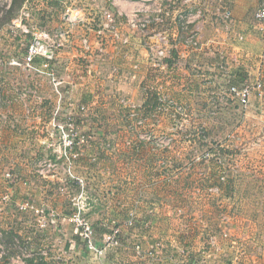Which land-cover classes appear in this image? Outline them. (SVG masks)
Wrapping results in <instances>:
<instances>
[{
    "label": "crops",
    "instance_id": "obj_1",
    "mask_svg": "<svg viewBox=\"0 0 264 264\" xmlns=\"http://www.w3.org/2000/svg\"><path fill=\"white\" fill-rule=\"evenodd\" d=\"M56 1L60 6L62 0H26L12 20L30 11L31 18L26 22L32 28L72 31L65 48L53 50L51 59L36 58L28 72L9 63L22 59L32 35L20 29L16 35L11 34L12 22L0 25V229H6L3 242L10 256L29 253L32 257L26 264H264V236L256 232L258 215L229 216V221H234L233 231L228 229L236 240L234 246L218 220L207 215L183 223L182 204L168 194L157 196L153 182L157 172L147 169L149 156L137 147L124 153L130 159V154L140 156L139 161H133L137 167L129 166L118 181L92 183L88 217L96 250L88 248L78 229L63 228L59 223L46 230L37 229L36 222L30 217L25 220L17 208L25 200L37 206L51 200L46 189L51 181L42 186L36 177L42 159L61 164L70 175L84 177L94 170L108 175L110 151L106 141L111 140L103 127L112 120L104 117L106 111L137 106L139 99L145 110L157 107L145 88L154 74L158 84V77L166 69L172 74L182 72L188 80L195 74H203L209 81L220 77L224 82L228 77L234 82L244 77L243 84L249 81L255 92L264 95V24L255 19L260 0H192L190 4L176 0L172 16L197 11L202 16L188 32L181 29V22L174 24L171 19L153 25L152 30L168 33V43L132 31L124 23L117 38L109 33L102 37L97 34V24L91 25L103 7L126 15L138 7V0H116L118 6L109 0H68L81 9L84 20L79 23L67 20L66 11H58ZM190 33L195 34L194 43ZM161 48L167 52L165 68L156 53ZM181 62L183 67L179 66ZM46 63L53 70L45 68ZM68 118L80 131L93 132L88 135L99 139L82 148L75 161L58 154L61 145L57 125ZM137 173H144L146 178L141 181ZM6 195L9 202L2 201ZM68 199L60 198L52 207L62 206L61 202ZM115 227L121 229L120 245L106 247L105 254L99 256L97 250L105 248L104 237Z\"/></svg>",
    "mask_w": 264,
    "mask_h": 264
},
{
    "label": "rangeland",
    "instance_id": "obj_2",
    "mask_svg": "<svg viewBox=\"0 0 264 264\" xmlns=\"http://www.w3.org/2000/svg\"><path fill=\"white\" fill-rule=\"evenodd\" d=\"M8 1L0 0V25L11 23L13 20L12 18L7 22L6 14L1 11H6ZM56 3L58 11L63 13L67 8L74 7L68 0H62L60 6L59 1ZM179 66L183 67L184 64L181 62ZM165 71V74L158 77L160 84L154 81L157 80L154 74L151 76L152 83L145 87L150 91L148 98L157 107L145 110L142 108V100L139 99L137 106H118L114 110L106 111L104 117L112 120L109 126L103 127L107 130L106 137L111 140L106 141L110 151L107 158L108 175L103 176L94 170L84 177L74 174L72 176L64 172L61 164L46 158L45 160H50L55 168L50 172L41 168L36 177L40 178L42 186L49 184L45 181H51L46 189L50 190L52 198L46 205H35L61 216L51 223L56 225L75 209L78 186L74 181L82 180L84 190L91 197L92 183L98 185L108 181L109 184L112 179L114 182L118 181L126 175L123 172L129 166L137 167L136 162L140 160V156L134 158L137 156L135 153L130 154V157H133L131 159L127 155L124 157L127 150L137 147L149 156L147 169L157 172V179L153 180L156 185L154 188H158L157 196L168 194L170 199L173 198L182 204L180 209L183 213V223L190 222L197 216L207 215L215 222L218 220L220 228L225 230L223 234L227 232L226 237L234 246L236 240L228 233L229 230L233 231L234 221H229V216L234 217L237 213H242L248 218L258 215L260 224L256 232L263 237L264 95L255 92L254 85L249 81L243 84L228 77L224 82L220 77H216L210 82L203 74H195L188 80L182 72L172 74L171 70ZM243 85L252 90L246 106L230 92L232 86L241 89ZM155 91H158V94L155 95ZM125 121H128V124ZM79 133L89 136L88 134L93 132H82L79 129ZM89 137V143L83 148L98 143L99 139ZM58 154L61 155L60 152ZM141 159L144 162V158ZM43 163L42 159L38 167ZM136 175L141 181L146 178L144 173ZM152 192L155 191L152 189ZM63 197L69 199L62 201V206L52 207L53 203ZM49 204L50 207L47 206ZM23 216L25 220L30 217L31 220L37 221L32 213ZM59 224L63 228L69 226L76 229L75 225L69 222Z\"/></svg>",
    "mask_w": 264,
    "mask_h": 264
},
{
    "label": "built area",
    "instance_id": "obj_3",
    "mask_svg": "<svg viewBox=\"0 0 264 264\" xmlns=\"http://www.w3.org/2000/svg\"><path fill=\"white\" fill-rule=\"evenodd\" d=\"M13 0H9L5 6L8 10L11 7ZM92 2L96 0H91ZM112 5L118 6L116 0H109ZM127 1V0H126ZM192 0H185V3L190 4ZM138 7L134 9L130 14H124L122 11H117V14L112 11L109 7H103L101 9L100 15L91 20V25L97 24V34L106 37L107 33L111 34L114 38L119 37L120 31L119 27L121 24H125L129 29L143 35L148 34L149 38L158 40L160 43H168V33L152 30L153 25L158 26L165 24L168 19L173 20L178 24L181 22V29L188 32L190 25L195 23L197 19L201 18V11L194 13H188L187 15L172 16V10L175 8L176 0H138ZM81 9L75 7H69L66 9L65 17L71 23H79L84 20L81 17ZM230 15L227 14V18ZM31 18L30 11L23 12L18 18L12 21L10 27V33L16 35V33L21 30L23 34L32 35L31 43L29 44L25 54L21 60H11L10 65L18 67L23 72H28L32 68L36 58L47 57L52 58V51L55 49L65 48L71 41L72 31L70 29L64 31L50 32L45 28H32L27 24ZM120 21V19H122ZM255 19L264 24V0H260V6L255 13ZM195 34L190 33V41L194 43ZM85 45L88 44L87 39H84ZM158 59L161 60V66L165 68L166 63L164 62L167 57V52L164 48L158 49L156 51ZM45 68L53 70L51 66L46 63ZM53 73V71H52ZM243 88L237 89L232 86L230 92L238 97L240 102L246 106L249 103L251 96V89L247 85H243ZM261 86L259 85L258 88ZM1 107V100H0ZM84 111V109H83ZM58 141L61 145L60 154L68 160L75 161L78 160L81 155V150L83 147L89 143V136L79 133V129L72 118H68L64 122L57 125ZM51 147H54L52 145ZM41 168L47 169L50 172L55 168V165L50 160H44V163L37 168L36 172H41ZM6 177L11 178V175L7 173ZM76 185L80 186V191L75 199V209L71 215L64 216L62 221L59 223H72L75 225L76 229L81 232L84 241L91 250H96L93 244V229L91 222L89 220V210L91 208L92 199L89 197L88 193L84 190V182L74 181ZM86 187V186H85ZM3 202H9L10 197L8 195L2 198ZM21 214L32 213L36 217L37 229L46 230L50 227L51 223L58 220L59 215H55L50 211L43 208L37 207L31 200L22 202L17 206ZM1 212V209H0ZM133 225V222H129ZM6 230V229H4ZM4 230L0 229V261L8 262L10 264H26V259L32 257L29 253H22L16 256H10L5 243L3 242ZM121 240V229L115 227L111 229V233L104 237L105 248L97 250L99 256L105 254L106 247H116L120 245ZM139 249V247H137ZM197 264V263H192Z\"/></svg>",
    "mask_w": 264,
    "mask_h": 264
},
{
    "label": "trees",
    "instance_id": "obj_4",
    "mask_svg": "<svg viewBox=\"0 0 264 264\" xmlns=\"http://www.w3.org/2000/svg\"><path fill=\"white\" fill-rule=\"evenodd\" d=\"M26 0H13L12 1V4H11V7L4 11L3 9H1V11H3L4 14H6V21L9 22V20H11L12 18H14L15 16H17L19 10L22 8L23 4L25 3ZM244 81V77H241L239 79V82L240 83H243ZM155 97V96H154ZM152 102V101H151ZM157 176V174H156Z\"/></svg>",
    "mask_w": 264,
    "mask_h": 264
}]
</instances>
